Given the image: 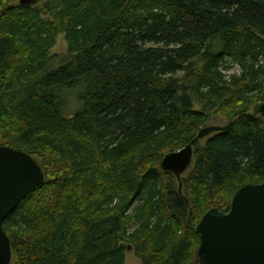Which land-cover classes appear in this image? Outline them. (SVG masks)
Instances as JSON below:
<instances>
[{"label": "trees", "instance_id": "trees-1", "mask_svg": "<svg viewBox=\"0 0 264 264\" xmlns=\"http://www.w3.org/2000/svg\"><path fill=\"white\" fill-rule=\"evenodd\" d=\"M263 100L264 0H0V146L44 172L2 223L10 264H198L202 214L264 181ZM218 114L183 198L162 157Z\"/></svg>", "mask_w": 264, "mask_h": 264}, {"label": "water", "instance_id": "water-1", "mask_svg": "<svg viewBox=\"0 0 264 264\" xmlns=\"http://www.w3.org/2000/svg\"><path fill=\"white\" fill-rule=\"evenodd\" d=\"M19 2L33 3L34 0ZM250 114L264 116V100L255 104ZM229 124L206 125L185 146L163 155L159 166L175 176L181 196L182 175L193 161V142L212 132L223 131ZM43 181L44 172L33 157L0 146V264L11 261L10 241L2 229L3 221ZM194 230L199 237L198 264H264V181L239 187L227 211L217 207L207 209Z\"/></svg>", "mask_w": 264, "mask_h": 264}, {"label": "rangeland", "instance_id": "rangeland-1", "mask_svg": "<svg viewBox=\"0 0 264 264\" xmlns=\"http://www.w3.org/2000/svg\"><path fill=\"white\" fill-rule=\"evenodd\" d=\"M44 1L45 0H34L32 4H36L39 7H42ZM49 55L51 57L50 61L48 62L49 68L56 67L69 58V54L67 52V44L66 41L64 40L63 35L57 36L54 46L49 51ZM238 71H239V67H237L236 65H231V69L228 71V73H236ZM194 107L199 108L197 105H194ZM226 121L227 118L225 116L218 114V115L210 116L205 124L222 126L226 124ZM203 141L204 140H200V144H202ZM188 170L185 173H183L182 177L188 173ZM124 264H140L139 259L134 255L132 249L127 250Z\"/></svg>", "mask_w": 264, "mask_h": 264}]
</instances>
